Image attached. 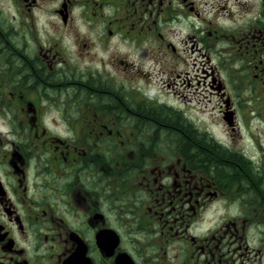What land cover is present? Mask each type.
Here are the masks:
<instances>
[{
  "label": "flooded vegetation",
  "instance_id": "af4514ba",
  "mask_svg": "<svg viewBox=\"0 0 264 264\" xmlns=\"http://www.w3.org/2000/svg\"><path fill=\"white\" fill-rule=\"evenodd\" d=\"M200 5L0 0V264H264V3L244 31ZM194 18L186 39L245 71L233 96L210 86L229 144L130 85Z\"/></svg>",
  "mask_w": 264,
  "mask_h": 264
},
{
  "label": "rangeland",
  "instance_id": "374dc122",
  "mask_svg": "<svg viewBox=\"0 0 264 264\" xmlns=\"http://www.w3.org/2000/svg\"><path fill=\"white\" fill-rule=\"evenodd\" d=\"M194 1L195 3H204V6L200 5V8L203 9L204 16L212 21V28H214V24H218L225 30L231 29L232 31L244 25L245 27L241 28V30H246V27L250 24L248 22L252 21V16L261 14L259 13L261 9L259 3H264V0ZM186 22V27L178 24L167 39L173 42L176 48L174 56H167L162 52L161 56L163 58L158 56L153 63L141 62L146 64L143 72H140L142 78L139 81L137 80L136 84L132 82L130 85H135L134 88H139V93L145 94V97L163 104L167 103L171 108L175 109L168 107L172 111L181 110L180 112L184 114L183 118L173 119L177 121V124L173 122L174 127L184 125L193 130L195 129L196 133L206 140L212 141L214 139L215 141L229 144L235 139V136L225 127L222 120L223 98H220L216 90L210 86L214 85L217 87L220 84L221 87H225L226 95L233 96L235 93L233 83L244 79L245 71L237 70L239 68L237 63L236 66H233L235 64L234 53L231 54L230 47H225L222 41L216 43L211 41L207 45H201L197 42V37H195L193 38L195 42H192L193 50H190L192 47L191 40L186 39L184 34L188 33L189 35L191 27L192 32L197 33V26L201 20L194 18L193 23L191 20ZM210 31L213 32L211 29ZM209 36L211 35L209 34ZM237 36L238 33L236 38ZM210 39L214 40V36H211ZM143 47L145 48L142 50H148L153 46L147 43ZM126 53L129 56V60L135 63L139 62V57L142 54L138 52L135 55L131 49H128ZM147 63L150 65H147ZM245 90L244 95L246 94ZM238 92L236 91V95ZM166 120L163 122L169 123V121H172L169 118ZM225 121L230 125L228 119ZM164 127H173V125L168 124ZM252 127V131L261 133L260 128H256L255 123ZM114 139L118 144L123 143V140H127L128 143L131 140V143L133 142L134 144L133 149L140 150L138 146L139 136L137 138L136 136L128 137L123 135L116 136ZM147 151L148 149L143 150L144 153ZM119 153H122V151H119ZM133 153L138 154L136 152ZM115 155L118 156V153L115 152Z\"/></svg>",
  "mask_w": 264,
  "mask_h": 264
},
{
  "label": "bare ground",
  "instance_id": "6f19581e",
  "mask_svg": "<svg viewBox=\"0 0 264 264\" xmlns=\"http://www.w3.org/2000/svg\"><path fill=\"white\" fill-rule=\"evenodd\" d=\"M177 122V121H176Z\"/></svg>",
  "mask_w": 264,
  "mask_h": 264
}]
</instances>
